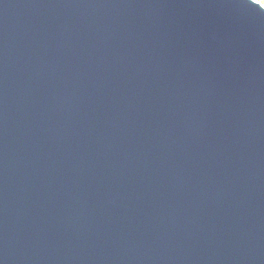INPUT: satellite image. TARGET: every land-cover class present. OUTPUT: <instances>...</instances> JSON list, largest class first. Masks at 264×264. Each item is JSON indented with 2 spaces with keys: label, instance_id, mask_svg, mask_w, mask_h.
<instances>
[{
  "label": "water",
  "instance_id": "obj_1",
  "mask_svg": "<svg viewBox=\"0 0 264 264\" xmlns=\"http://www.w3.org/2000/svg\"><path fill=\"white\" fill-rule=\"evenodd\" d=\"M0 264H264V8L0 0Z\"/></svg>",
  "mask_w": 264,
  "mask_h": 264
},
{
  "label": "snow or ice",
  "instance_id": "obj_2",
  "mask_svg": "<svg viewBox=\"0 0 264 264\" xmlns=\"http://www.w3.org/2000/svg\"><path fill=\"white\" fill-rule=\"evenodd\" d=\"M249 5H257L260 9L264 8V0H247Z\"/></svg>",
  "mask_w": 264,
  "mask_h": 264
}]
</instances>
